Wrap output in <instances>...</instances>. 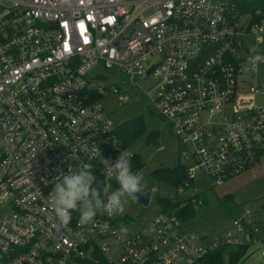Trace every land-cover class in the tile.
Masks as SVG:
<instances>
[{
  "label": "built area",
  "instance_id": "2783aa9c",
  "mask_svg": "<svg viewBox=\"0 0 264 264\" xmlns=\"http://www.w3.org/2000/svg\"><path fill=\"white\" fill-rule=\"evenodd\" d=\"M261 46L264 0H0V264H199L223 247L263 245L247 208L210 240L160 211L136 230L109 214L82 227L73 213L63 226L48 199L69 168L89 165L98 182L102 160L135 158L100 103L115 83L151 99L176 139L178 195L258 165L264 86L250 50Z\"/></svg>",
  "mask_w": 264,
  "mask_h": 264
},
{
  "label": "rangeland",
  "instance_id": "374dc122",
  "mask_svg": "<svg viewBox=\"0 0 264 264\" xmlns=\"http://www.w3.org/2000/svg\"><path fill=\"white\" fill-rule=\"evenodd\" d=\"M259 52L264 54V46L259 47ZM94 72L104 73L105 71L97 68L92 73ZM257 84L264 86V64L258 67ZM115 86L118 88V93L107 94L100 100V103L117 127L137 119L141 120L143 132L129 148L143 165L139 171L143 174L147 184L143 192L152 191V195L147 208L129 199L125 204L123 215L110 216L117 219H131L130 228L136 230L158 214L160 207L156 203L157 198H178L182 201L193 196L194 189L187 190L185 195H178L176 188L160 183L151 176L158 169H172L185 164L178 158L177 141L163 118L154 109L151 99L146 98L134 86L120 83H115ZM150 88L151 83L144 84V90L149 91ZM122 95L127 96L124 102L118 100V96ZM258 101L264 104V96L258 98ZM153 133L157 135L154 141L151 138ZM160 147L163 149L160 150ZM112 185L113 188L117 187L114 180ZM196 189L201 191L200 197L206 200V204L198 205L196 218L182 221L183 234L212 240L231 230L235 216L229 209V204L224 202V198L230 195L234 198V203L240 205V210L247 208L251 212L253 223L255 220L258 222L259 236H264V223L261 222L264 217V156L258 165L241 176L231 178L221 186L211 187L209 179L198 178ZM105 215L107 214L99 212L96 216ZM259 236L257 235V238ZM246 245L249 248L242 264H264V257L260 256L261 250L264 251V244L257 245V242H253Z\"/></svg>",
  "mask_w": 264,
  "mask_h": 264
},
{
  "label": "clouds",
  "instance_id": "9594fccd",
  "mask_svg": "<svg viewBox=\"0 0 264 264\" xmlns=\"http://www.w3.org/2000/svg\"><path fill=\"white\" fill-rule=\"evenodd\" d=\"M250 51L251 70L257 71L259 63L264 62V54L256 48ZM102 163L105 178L103 183L96 181L89 165L78 170L69 168L67 175H58L48 199L59 224L68 225L73 213L78 214V223L82 227L93 223L99 212L112 216L123 215L127 201L137 199L136 194L142 193L147 187L143 174L133 171L131 160L124 152L115 162L102 160ZM113 180L117 185L115 188ZM44 182L48 183L47 180ZM127 230L125 226H120L121 233H126Z\"/></svg>",
  "mask_w": 264,
  "mask_h": 264
},
{
  "label": "trees",
  "instance_id": "16d2710c",
  "mask_svg": "<svg viewBox=\"0 0 264 264\" xmlns=\"http://www.w3.org/2000/svg\"><path fill=\"white\" fill-rule=\"evenodd\" d=\"M143 132V124L141 120L137 119L132 122L122 124L117 127V142L122 148H129L131 143L135 141ZM156 134L153 133L151 138L153 141L156 138ZM133 171H140L143 168L141 160L135 156L131 162ZM151 176L160 183H165L168 186L177 188L183 185L186 181V173L184 166L178 165L172 169H158L154 171ZM103 183L102 180L98 181ZM200 195H194L188 197L185 200L180 201L178 198H157L156 203L160 207V212L168 214H175L182 221L194 219L198 215V205L206 204V200L202 199ZM192 199H196L195 203H191ZM224 202L229 204V209L233 211V214L241 212L240 206L234 203L232 196L227 195L224 198ZM234 203V204H233ZM125 220H129L124 218ZM131 220V219H130ZM247 245H241L238 247H223L205 257L199 264H242L247 254Z\"/></svg>",
  "mask_w": 264,
  "mask_h": 264
},
{
  "label": "water",
  "instance_id": "95a60500",
  "mask_svg": "<svg viewBox=\"0 0 264 264\" xmlns=\"http://www.w3.org/2000/svg\"><path fill=\"white\" fill-rule=\"evenodd\" d=\"M151 195H152V191L138 193L136 194L137 199H133V200L135 201L137 205L147 208L150 203Z\"/></svg>",
  "mask_w": 264,
  "mask_h": 264
},
{
  "label": "crops",
  "instance_id": "0c3cea01",
  "mask_svg": "<svg viewBox=\"0 0 264 264\" xmlns=\"http://www.w3.org/2000/svg\"><path fill=\"white\" fill-rule=\"evenodd\" d=\"M234 199V198H233ZM237 205H239V204H237ZM240 206V205H239ZM234 216H235V214H234ZM184 229V228H183ZM261 256V255H260ZM262 257V256H261Z\"/></svg>",
  "mask_w": 264,
  "mask_h": 264
}]
</instances>
